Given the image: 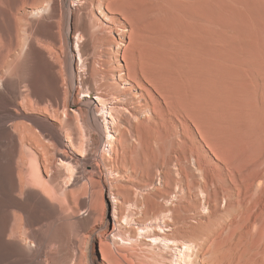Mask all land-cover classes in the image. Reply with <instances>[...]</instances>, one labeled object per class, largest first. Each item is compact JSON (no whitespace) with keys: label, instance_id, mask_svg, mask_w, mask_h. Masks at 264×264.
<instances>
[{"label":"rangeland","instance_id":"rangeland-1","mask_svg":"<svg viewBox=\"0 0 264 264\" xmlns=\"http://www.w3.org/2000/svg\"><path fill=\"white\" fill-rule=\"evenodd\" d=\"M52 1L20 3L14 12L16 47L5 76L13 81L32 82L39 75L49 89L51 76L58 79L63 107L56 120L64 126L65 115L77 107L73 124L78 141L87 145L86 152H66L88 158L94 170L67 168L57 161L60 199L50 201L39 195L37 186L25 185L24 190L36 197L37 204L28 208L23 226L14 220L4 236L1 210L14 200L9 197L10 180L0 172V190L4 193L0 194V261L24 264L22 259L30 257L41 264H99L96 236H102L103 226L112 230V210L116 208L122 215L115 226L119 236L114 240L104 236V244L110 257L118 261L116 264H264V96L245 80V73L240 70L245 67L253 79H264V12L252 4L262 0L226 1L232 17L234 69L218 76L215 62L205 56L202 87L206 96L199 99L186 127L174 116L165 123L159 115L148 118L147 111L134 113L133 108L141 107L137 100L135 106L119 107L117 94L139 92L136 81H122L118 76L120 50L128 47L127 53L131 52L138 28L137 19L126 18L120 4L109 10L114 14L113 20L105 23V0H56L61 5L54 31L57 44L37 43L36 50L46 56L44 67L39 70L35 52L26 56L24 28L28 22L23 16L33 10L36 19L43 20L50 13ZM11 2L0 0V10H8ZM64 3L76 8L73 25L77 28L87 18L88 37L78 40V44L87 42L94 53L102 54L104 65L94 63L93 67L104 85L94 83L95 92L90 94L78 85L79 79L88 78L91 73L82 68L75 53L78 64L71 71L68 67L69 46L75 50L77 40L67 35L72 24L66 18ZM220 16L228 20L225 15ZM41 22L45 27L48 21ZM0 26H7L4 19ZM86 59L96 60V55L90 54ZM220 61L224 62L222 54ZM138 75L141 76L139 71ZM126 84L134 86V90L129 91ZM177 92L184 98L187 95L183 86L178 85ZM96 93H102V105L111 108L115 117L117 131L113 140L108 128L112 119L93 109L101 105ZM89 102L92 105L88 114L106 117V121L100 119L104 138L99 139L92 132L90 143L80 128ZM126 116L131 128L124 125ZM140 121L148 133L144 140L133 136ZM107 122L110 124L106 127ZM1 149L7 158L9 146ZM46 161L44 158V165ZM152 236L158 239L153 242ZM122 256L126 259L121 260Z\"/></svg>","mask_w":264,"mask_h":264},{"label":"bare ground","instance_id":"bare-ground-1","mask_svg":"<svg viewBox=\"0 0 264 264\" xmlns=\"http://www.w3.org/2000/svg\"><path fill=\"white\" fill-rule=\"evenodd\" d=\"M31 1L12 0L8 10H0V20L4 19L7 23V26H0V172L10 180L9 197L14 200L8 206H4V210H1L3 212V236L10 231L14 220L18 223L20 221L22 225L23 218L27 217L28 208L37 204L36 197L30 191L24 190L25 185L37 186L39 195H43L49 200L60 199L56 185L57 161L61 165H66L67 168L80 167L89 172L94 170V166L88 158L76 157L80 155H70L66 152V149L71 153L79 149L81 152H86L87 145L86 142L78 141L80 138H78V131L73 122L74 114L79 109L75 105L76 108L71 109L70 113L65 115L66 124L64 126L56 120L60 109L63 107V103L60 101L62 91L58 86V79L51 76L49 80L51 87L49 89L47 85L45 86V80H41L39 75L32 82L22 79L13 81L7 75V77L5 76V70L13 62V51L16 47V31L13 25V19L16 16L14 12L20 3L29 4ZM226 1L105 0L104 5L107 13L102 17L105 23L113 20L114 14L109 10L116 4H120L126 18L132 16L138 21L131 52L127 53L130 50L128 47L120 50L122 64L118 67V76L122 81L127 79L136 81L139 92L136 95H132L130 92L117 94V99L121 100L119 107L126 109L128 106H135V100H137L141 103V107H137L138 109L133 108L134 113L147 111L148 118L159 115L165 123L170 120V116H174L186 127L187 121L192 118L199 99L203 95L206 96L202 87L205 56H210V59L215 62L218 76L222 72L232 73L234 69L233 53L235 48L232 45V17L229 11L230 5L225 4ZM51 3L50 13L42 18L48 21L45 27L42 26L41 21L43 20L36 19L37 14L34 15L33 10L24 13V16L22 15L28 22V25L24 28L25 37L27 38L26 56H29L33 51L35 52L33 54L39 70L44 67L46 56L40 50H36L37 43L57 44L54 31L61 5L56 0ZM252 4L257 11L264 12V0L252 2ZM63 7L68 14L66 18H69L72 24L67 35L73 39L76 37L77 40L75 50L69 46L71 58L68 59V67L71 71L80 62L82 68L91 73L88 78H81L78 82L81 90L85 89V92L90 94L95 92L94 83L98 82L101 86L104 85L99 80L100 73L93 67L94 63L104 65L101 60L102 54L100 55L99 52L94 53V49L91 50L87 42L78 44V40L88 37L87 18L83 20L81 28H77L76 25H73V21L77 17L76 8H72L65 3ZM221 14L225 15L228 20L222 18ZM241 51L245 52L246 48L241 46ZM74 53L77 55L78 63L74 60ZM90 54L96 55V60L86 59V56H90ZM221 54L224 59L223 63L220 61ZM51 68L54 69L53 66ZM240 70L245 73V80L252 84L263 97L264 79H253L249 76L245 67ZM126 85L129 87V91L134 90V86ZM178 85L184 87L187 94L185 98L178 94ZM95 95L101 103L102 93H96ZM91 105L92 102H89L87 110L82 113L80 124V128L90 138L89 143L93 141L92 132L99 139L104 138V132L100 127V119H102L103 114L112 119L111 127L108 126L109 122L105 125L112 133L110 138L115 139L113 135L117 131V125L114 126L113 118L115 119V117H113L111 108L107 109L101 103L100 108L97 109L95 105L93 109L96 112L103 113L96 117L87 112ZM48 114H50L49 117H47ZM126 117L123 121L124 125L131 128L130 119L128 116ZM103 118L106 121V117ZM145 130L146 125L140 121L133 136L144 140L148 136ZM4 146L10 148L7 158L3 156L1 149ZM56 156H59V158ZM44 158L47 160L46 165L43 164ZM51 171H53V174H48ZM16 179H18L19 184ZM0 194L4 193L0 190ZM81 206L84 207L85 203L81 202ZM112 211L114 227L111 231H108L107 226H105V229L103 226L102 236H96L99 241L101 259L99 264H116L118 262L110 257V252L104 244L105 238L114 240L119 236L115 226L122 220V215L116 208ZM253 218L256 219L255 216ZM250 222L253 223L254 221L251 220ZM157 239V236L151 237L153 242ZM20 249L22 250V248ZM186 249L187 246H184V250ZM17 252L19 251L17 250ZM16 254L15 252V258ZM18 256H21V254ZM27 259L19 261L24 264H41L40 262L36 263L33 259L30 260V257L29 260ZM125 259V256H122L121 260ZM95 260H97L96 257ZM0 264L12 263L0 261ZM119 264L122 263L119 262Z\"/></svg>","mask_w":264,"mask_h":264}]
</instances>
